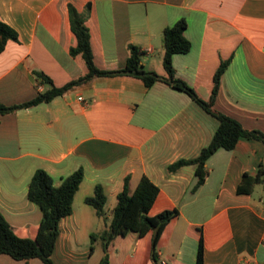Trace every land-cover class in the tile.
Returning a JSON list of instances; mask_svg holds the SVG:
<instances>
[{
	"label": "crops",
	"instance_id": "0c3cea01",
	"mask_svg": "<svg viewBox=\"0 0 264 264\" xmlns=\"http://www.w3.org/2000/svg\"><path fill=\"white\" fill-rule=\"evenodd\" d=\"M70 5L81 13L91 6L86 26L95 63L106 71L124 69L135 46L144 69L165 76L163 33L184 19L192 48L173 57L176 78L209 102L216 72L230 61L214 108L264 133V0H0V21L19 34L0 55V106L47 90L36 71L57 87L87 74L82 57L71 56L77 39ZM218 127L186 93L162 82L148 88L128 76L97 78L49 104L0 115V212L18 237L36 239L43 215L28 196L35 173L47 172L60 187L83 169L53 261L100 264L103 245L97 241L92 250L91 237L106 225L86 199L102 186L111 218L126 179L133 193L147 177L160 190L149 215L177 210L179 216L161 235L157 263L150 232L116 238L110 264H198L201 241L203 264H264V185L238 193L243 177H256L264 165L262 142L241 139L234 150L217 151L196 191V166L169 171L199 157ZM0 264L44 263L4 255Z\"/></svg>",
	"mask_w": 264,
	"mask_h": 264
},
{
	"label": "trees",
	"instance_id": "16d2710c",
	"mask_svg": "<svg viewBox=\"0 0 264 264\" xmlns=\"http://www.w3.org/2000/svg\"><path fill=\"white\" fill-rule=\"evenodd\" d=\"M91 11L89 5L85 13H81L70 5L71 28L77 39V46L71 49V56H81L87 67V74L71 81L63 87L55 86L53 80L42 72H34L40 84L48 89L24 104L7 107L0 106V115L15 113L23 109H31L42 104H49L55 99L64 96L76 87L87 85L97 78L128 76L142 80L148 88L162 82L172 88L186 93L206 113L213 116L219 122V127L208 147L202 150L199 157L193 160H180L169 167L171 173H176L184 167L196 166L198 179L195 191L205 184L208 176L207 161L219 150L232 151L239 140L248 139L262 142L264 145V133L258 130H248L237 120L215 110V101L219 95L223 75L227 71L230 61L223 62L214 76L212 98L209 102L201 99L187 83L175 76L173 57L179 54H188L191 51V42L186 38L187 22L183 19L173 27L165 29L163 33L165 54L163 65L165 76L146 71L142 65L144 54L135 46L130 47V57L127 65L122 70H101L95 63V57L91 45V36L86 26L87 14ZM9 41L19 42L18 32L0 21V55L4 53ZM85 178L83 169L76 171L67 177L60 187L54 185L53 178L45 171L39 170L33 176L29 185V199L41 210L43 218L36 239H23L17 236L13 227L7 222L0 212V256H9L16 261L29 262L39 259L44 264H55L53 255L60 236L61 221L72 215L73 203L77 192ZM130 180L126 179L124 190L118 195L117 205L111 218L108 217L105 207L107 195L102 186L95 188L94 195L86 199V204L93 207L99 219L106 225V229L100 234L91 237L92 250L97 241H101L104 257L100 264H110L109 246L118 237H125L129 233H135L144 237L153 233L154 260L157 263V246L166 226L179 216L177 210L165 211L151 217L149 215L160 190L149 178L143 177L135 192L130 190ZM264 185V165L256 177L245 175L238 188L239 194H253L257 185ZM203 241L200 243L198 264H203Z\"/></svg>",
	"mask_w": 264,
	"mask_h": 264
},
{
	"label": "built area",
	"instance_id": "2783aa9c",
	"mask_svg": "<svg viewBox=\"0 0 264 264\" xmlns=\"http://www.w3.org/2000/svg\"><path fill=\"white\" fill-rule=\"evenodd\" d=\"M82 100V99H81ZM163 264H165V263H163Z\"/></svg>",
	"mask_w": 264,
	"mask_h": 264
}]
</instances>
